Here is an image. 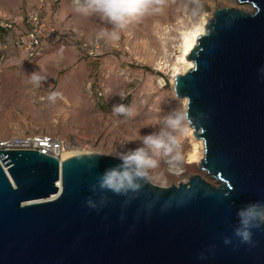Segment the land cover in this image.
<instances>
[{
  "label": "water",
  "instance_id": "water-1",
  "mask_svg": "<svg viewBox=\"0 0 264 264\" xmlns=\"http://www.w3.org/2000/svg\"><path fill=\"white\" fill-rule=\"evenodd\" d=\"M234 1L249 11L215 9L173 84L217 185L121 195L100 186L113 157L0 149V264H264V225L234 235L241 210H264V0Z\"/></svg>",
  "mask_w": 264,
  "mask_h": 264
},
{
  "label": "rangeland",
  "instance_id": "rangeland-1",
  "mask_svg": "<svg viewBox=\"0 0 264 264\" xmlns=\"http://www.w3.org/2000/svg\"><path fill=\"white\" fill-rule=\"evenodd\" d=\"M218 5L217 0H164L160 11L132 20L118 30V40L110 41L97 33L112 31V25L98 15L75 11L72 0H0V54L5 60L0 69V139L50 134L68 142L71 151L110 157L139 146V138L156 130L157 121L184 108L172 79L180 33L197 25L200 16L206 24ZM245 9L249 11L248 4ZM32 13L42 21L44 33L37 58L28 60L16 40L28 30L26 15ZM185 71L179 67L180 74ZM33 72L46 78L39 88L31 83ZM51 92L64 99L49 101ZM119 104L133 115L114 114L113 106ZM180 139L185 159L175 172L182 174L169 171L158 156L161 162L150 184L168 187L198 174L216 186L196 165L185 163L193 143L188 132Z\"/></svg>",
  "mask_w": 264,
  "mask_h": 264
},
{
  "label": "clouds",
  "instance_id": "clouds-1",
  "mask_svg": "<svg viewBox=\"0 0 264 264\" xmlns=\"http://www.w3.org/2000/svg\"><path fill=\"white\" fill-rule=\"evenodd\" d=\"M163 3L164 0H72L75 11L84 15H98L102 21L112 25V31L101 29L97 33L99 39L110 41L118 40V30L125 29L132 20L148 12L160 11ZM30 79L39 88L46 78L33 72ZM120 97L125 98L123 95ZM57 98L64 99L58 92H51L48 96L51 102H55ZM112 110L114 114L133 115L131 109L123 104L114 105ZM192 122L193 118L186 107L166 114L157 121L156 130L139 138V146L110 153L120 163L104 171L100 177V186L121 195L139 192L145 184L155 182L153 173L161 162L157 159L158 156L163 159L169 171H179L185 159L180 137L187 134ZM260 208L258 203L250 204L246 210L238 213L240 227L234 230V235L241 242H250L252 229L264 225V210H258Z\"/></svg>",
  "mask_w": 264,
  "mask_h": 264
},
{
  "label": "built area",
  "instance_id": "built-area-1",
  "mask_svg": "<svg viewBox=\"0 0 264 264\" xmlns=\"http://www.w3.org/2000/svg\"><path fill=\"white\" fill-rule=\"evenodd\" d=\"M25 23L27 24V31L24 35L17 38L16 44L26 52V59L32 60L37 58L40 48L39 37L44 33V26L40 21L37 13L26 15ZM4 27V26H3ZM8 28V25H5ZM1 45V43H0ZM1 55V54H0ZM0 56V69H2L5 60ZM75 141V140H74ZM35 143V145H34ZM75 143V142H74ZM37 144V145H36ZM71 147L68 142L63 139H59L50 134H36L30 133L21 134L19 136L4 137L0 139V149L15 150V149H36L43 154H47V151L51 148L63 151L68 147ZM51 147V148H50ZM50 148V149H48ZM46 150V151H45Z\"/></svg>",
  "mask_w": 264,
  "mask_h": 264
},
{
  "label": "bare ground",
  "instance_id": "bare-ground-1",
  "mask_svg": "<svg viewBox=\"0 0 264 264\" xmlns=\"http://www.w3.org/2000/svg\"><path fill=\"white\" fill-rule=\"evenodd\" d=\"M217 1L219 4L217 6V8H219V7L232 8L233 7L235 9L242 10V11L246 10L245 4H240L236 1H232V0H230L231 2H226L225 0H217ZM210 5H212V2L208 1V6L211 7ZM205 21H206V18L204 16H200L199 17V23L197 25L193 26L191 29L183 30L180 33L181 34L180 42H179L180 43V45H179L180 46V54L177 57H175L176 62L173 63V70H172L173 84H174L175 76L180 74V72H179L180 66H181V68L182 67L185 68V70H188V69L193 67V62L187 58V55L189 54L190 50H192L193 47L195 46L198 36L204 34V32H205V28H204ZM173 92H174V90H173ZM182 100H183V107H186V99L182 98ZM188 134L191 136L193 143H192V148L187 153L185 163L196 165L197 170H198L199 162L203 157V141L197 137L195 138V135L193 133V129L191 126H189ZM34 145H35V143H34ZM50 148H48V149H50ZM51 149L52 150L47 151V154L53 155V156L57 157L59 160L64 159V158L71 156V155H74V154H78V153H89V152L84 151V150L82 152L71 151L70 146L63 151H59V150L54 149V148H51ZM172 172L175 174L178 173L175 171H172ZM178 174H182V172H179ZM183 177L188 178L189 174H184ZM55 196L56 195L48 196L47 199H53Z\"/></svg>",
  "mask_w": 264,
  "mask_h": 264
}]
</instances>
